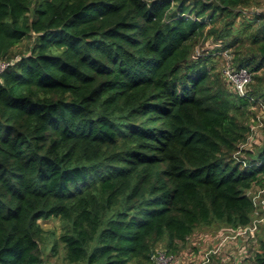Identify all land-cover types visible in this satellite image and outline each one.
<instances>
[{
  "label": "trees",
  "instance_id": "obj_1",
  "mask_svg": "<svg viewBox=\"0 0 264 264\" xmlns=\"http://www.w3.org/2000/svg\"><path fill=\"white\" fill-rule=\"evenodd\" d=\"M251 1L0 0V264H47L51 217V252L73 264H148L159 242L171 253L199 226L252 222L264 144L233 156L264 101V13L232 32ZM210 24L253 74L247 95L194 52Z\"/></svg>",
  "mask_w": 264,
  "mask_h": 264
},
{
  "label": "rangeland",
  "instance_id": "obj_2",
  "mask_svg": "<svg viewBox=\"0 0 264 264\" xmlns=\"http://www.w3.org/2000/svg\"><path fill=\"white\" fill-rule=\"evenodd\" d=\"M243 12L237 22L234 25L232 32L236 33L239 29H245L246 21L253 20L255 14L264 13V0H253L250 3L241 5L238 8ZM261 21V20H260ZM258 21V22H260ZM264 23V20L262 19ZM261 24V22H260ZM212 25H208L205 30V35L202 40L195 47L194 52L199 55L207 56L208 68L212 73V79L216 81L219 79L224 87L231 92H234L233 86L226 79L225 70L232 62L234 64L233 50L224 49L223 38L216 37L215 34H208ZM257 26V25H256ZM223 23L219 22L216 25V29L220 31L223 29ZM233 36H228L231 39ZM33 38H26L20 45L15 48L14 59L29 49L32 44ZM253 82V74L252 81ZM250 83V84H251ZM246 111L243 110V120L248 125V132L246 139L240 143L239 149L234 153V158H247L246 151H255L264 144V101L251 99ZM251 197L257 204V210L253 215L252 221L260 218V211L258 203L264 201V188L255 186L249 192ZM44 229V241L41 243L45 261L47 264H73L65 260L64 251L62 247H59V251L53 255L51 252V246L55 238L60 237L64 222L59 217H51L48 219L39 220ZM227 234L231 235L226 243H223V247L220 252L211 254L210 261L206 260V253H210L215 250L220 240ZM234 234V235H232ZM236 232L231 229L230 226L219 225L214 223L213 225L199 226L194 233L184 242L180 243V247L175 252L169 253L166 251L165 242H159L155 248L154 253L158 250H165L168 254H171L175 262L173 264H225L229 261H237L239 264H253L254 255L260 250V236L261 232L256 233L254 238H246L244 236L234 237ZM225 246V247H224ZM151 254V261L148 264H154L153 254ZM134 264H147L146 260L138 261Z\"/></svg>",
  "mask_w": 264,
  "mask_h": 264
},
{
  "label": "built area",
  "instance_id": "obj_3",
  "mask_svg": "<svg viewBox=\"0 0 264 264\" xmlns=\"http://www.w3.org/2000/svg\"><path fill=\"white\" fill-rule=\"evenodd\" d=\"M9 62L0 60V74L3 72L8 66ZM226 79L230 82V84L233 86L234 90L241 96L247 95V89L248 85L252 81V73L251 71L246 67H236L232 64V62L228 65L227 69L225 70ZM259 205V219H255L250 224L246 226H240L236 230L234 237L237 236H244L246 238H254L256 237V233L258 232L261 223L264 222V201H261L258 203ZM234 235V234H232ZM231 235L227 234L223 239L220 240V243L217 245L214 251L210 253H206V260L210 261L211 254H216L220 252V250L223 247V243L230 242L229 239H231ZM225 247V246H224ZM154 264H173L175 260L173 259L174 256L171 254H168L165 250H158L153 255ZM225 264H239L237 261H229Z\"/></svg>",
  "mask_w": 264,
  "mask_h": 264
}]
</instances>
